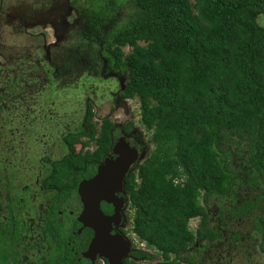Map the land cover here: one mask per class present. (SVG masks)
<instances>
[{"label":"trees","instance_id":"obj_1","mask_svg":"<svg viewBox=\"0 0 264 264\" xmlns=\"http://www.w3.org/2000/svg\"><path fill=\"white\" fill-rule=\"evenodd\" d=\"M70 4L76 24H82L76 30L83 45H73L71 62H63L64 67H73L74 74L94 71L93 59L102 54L126 75L122 97L140 103L144 131L135 134L144 157L124 181L135 210L133 230L165 255L155 264H186L169 257L196 237L213 241L219 236L205 221L197 230L189 222L196 216L206 220L216 199L222 204L234 200L245 178L239 163L251 166L244 169L254 186H264V26L258 22L264 0ZM88 116H93L90 103ZM109 128L112 124L106 123L92 154L84 151L88 141L70 134L66 140L72 153L47 163L43 180L61 186L85 164L102 159L113 142ZM131 129V122L124 126L125 132ZM87 135L93 139L95 131ZM241 149L246 154L238 162ZM5 158L0 153V180L14 182L20 175L4 170ZM256 205L251 198L242 200L232 212L243 215ZM255 227L264 228L263 217Z\"/></svg>","mask_w":264,"mask_h":264},{"label":"flooded vegetation","instance_id":"obj_2","mask_svg":"<svg viewBox=\"0 0 264 264\" xmlns=\"http://www.w3.org/2000/svg\"><path fill=\"white\" fill-rule=\"evenodd\" d=\"M37 2L25 4L24 0H12L5 4V0H0V153L6 156L2 160L4 170H16L20 175L14 182L8 178L0 180V235L4 234V242L0 243V264H155L164 261L165 255L160 249L148 245L133 230L135 210L124 183L130 171L124 178L122 190L115 193L116 198H126L119 216H116L115 204L105 198L100 201L102 217L84 216V184L95 178L100 164L113 155L117 140L125 136L138 148L135 134L138 131L133 118L127 114L117 119L115 115V110L126 106L132 98H123L121 94L126 75L110 66L102 54L93 59L94 71L81 70L74 74L73 67H64L63 62H71L73 45H83L81 31L76 30L80 29L77 18L76 25L67 20V17L72 18L74 8L68 0L70 13L63 20V11L55 10L54 4L37 5ZM42 27L45 30H39ZM82 76L83 81L112 78L111 84L117 88L109 91L113 99L109 116L103 108L96 111L99 96L94 93L96 97H93L91 87L82 84L81 90L87 97L86 111L74 126L52 112L51 99L47 98L50 93L58 92L62 84L78 85ZM89 103L91 117L88 116ZM130 122L134 129L125 132L124 126ZM106 123L112 124L109 129L113 142L102 159L85 164L82 172L72 173L61 186L57 181L43 180L47 163L51 165L68 152L72 153L66 140L70 134L88 141L84 151L92 154L99 149L97 137L103 133ZM90 125L93 128L90 129ZM93 130L95 137L91 139L87 133ZM239 166L245 178L232 198L234 202L226 199L222 204L216 199L208 208L206 220L196 216L193 217L198 218L196 226L190 225L197 230L205 221L218 230L219 236L213 241L196 237L178 256L172 253L169 258L186 264H264L263 259L255 260L257 255L264 257V228L255 227V221L264 218V186L252 184L250 173L245 171L251 166ZM88 188L89 183L86 190ZM250 198L257 202L256 207L243 215H234L235 204ZM130 209H133L132 214ZM238 219L251 220V227L247 229L243 225V229H235ZM239 245L242 261L229 253ZM220 247L227 248L228 254L216 252Z\"/></svg>","mask_w":264,"mask_h":264},{"label":"rangeland","instance_id":"obj_3","mask_svg":"<svg viewBox=\"0 0 264 264\" xmlns=\"http://www.w3.org/2000/svg\"><path fill=\"white\" fill-rule=\"evenodd\" d=\"M30 1L32 2L34 0H24V3L27 4ZM36 1H38L37 5H45V3L54 4L55 6L53 8L55 10L63 11V13H64L63 17H62L63 20H65L64 16L67 13H70V8L68 7V0H47L49 2H46V0H36ZM7 3H12V0H5V4H7ZM38 3H40V4H38ZM17 9L19 10L20 8L18 7ZM71 14H74L73 9H72ZM262 19L264 22V13H262L261 15L258 16L259 24L261 26H264V23H262ZM67 20L71 23V25H76L75 24V17L72 16V18H69V19L67 17ZM78 24L82 25L80 23H78ZM39 30L43 31V30H45V28L42 27ZM128 50L129 49H127V51ZM111 83H113L112 78L103 79V78L97 77L94 79H89V81H83V76H82L79 80L78 85L77 84H70V83L69 84L68 83L62 84L58 88V92L51 93L52 99L50 100V104L52 107V112L54 114L57 113V115L65 117V119H64L65 121L72 122L73 125L75 126L76 122H78V117L84 115V113L86 111V105H87L86 99H87V97L83 93V90H81V87H82V84H85V85L87 84L88 87H91V90L93 92V93H91V95H93V97H96L95 96V94H96L97 97L99 96V98H100L98 100V104L95 105L96 111H98L99 108H103L102 110H104V113L108 114L110 116V111H112L111 108L113 105V99H111L109 97L110 96L109 91L110 90L116 91V88H117V87H115V84H111ZM139 104L140 103L138 102V99L128 100L126 106L125 105L119 106L120 108L115 110V112H116L115 115H116V118L119 119L118 117H121V116L128 114L130 117L133 118L134 124L136 126L135 130H137L139 133H143L144 127L139 120L140 119ZM113 120H115V119H113ZM64 123H67V122H64ZM148 135L149 134H145L146 140L148 139ZM242 154L243 155L246 154L245 149L240 150V155L236 156L235 160L240 162L241 158H242L241 157ZM129 213L132 214L133 209H130ZM197 222H198V218L191 219L190 220L191 227L192 228L195 227ZM249 223H251V220L238 219L236 226H235V229H236V227H238L239 229H243V225H246L245 228L249 229L251 227V225ZM140 242H142V241H140ZM140 242L138 240V243H140ZM228 242H229V240L227 241V243ZM221 244H223V242ZM240 249H241V245H239L237 247V249H235L234 251L232 250L229 253H231L235 259L242 261L241 256H240ZM216 252H219L220 254H226V255L228 254L227 248H225V247H220V249L217 250ZM252 252L254 255L253 250H252ZM262 259L264 260V257H262V256L259 257L258 255L255 258V260H257V261H260ZM240 264H242V262Z\"/></svg>","mask_w":264,"mask_h":264},{"label":"water","instance_id":"obj_4","mask_svg":"<svg viewBox=\"0 0 264 264\" xmlns=\"http://www.w3.org/2000/svg\"><path fill=\"white\" fill-rule=\"evenodd\" d=\"M143 157L144 153L132 146L125 136H121L114 145L113 155L108 156L100 164L96 177L89 180L88 190H86L88 183L84 184V191L82 190L85 202L84 216L91 214L96 218L102 217L100 213L102 211L100 208L101 198L113 202L116 216H119L121 206L126 198H116L115 193L122 190L127 173Z\"/></svg>","mask_w":264,"mask_h":264}]
</instances>
